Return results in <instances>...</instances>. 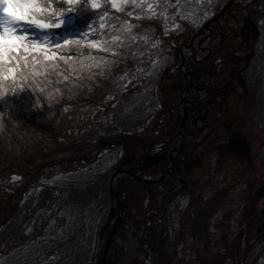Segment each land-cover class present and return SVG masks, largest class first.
I'll list each match as a JSON object with an SVG mask.
<instances>
[{"label": "trees", "instance_id": "trees-1", "mask_svg": "<svg viewBox=\"0 0 264 264\" xmlns=\"http://www.w3.org/2000/svg\"><path fill=\"white\" fill-rule=\"evenodd\" d=\"M147 2L158 5L155 8L156 15L152 18H148L150 14L146 6L141 8L131 3L125 5L124 11L122 12L109 8L108 11L112 19L105 18V20H100V15L102 14V10L100 9L79 14L73 11L67 12L62 17L61 24L56 28L49 29L48 32L54 36L69 29L78 28L83 34L75 41L73 40L60 44L58 45L59 48L49 50V55L54 54L55 57L51 63L58 64L60 68L58 75L49 76L53 85L50 90L55 91L56 89H60L62 93H65L61 97L60 102L49 108L48 104L45 102V96L39 91L32 92L30 89L19 92L18 94L6 96L4 99L0 100V110H7L11 117V119L6 120L4 132L0 133V149L2 153H7L11 150L20 158H23L24 153H27V149H50L53 153V157L51 155L50 161H47L50 157H48L47 160L46 157H38L36 164L32 163L36 169H27L31 172L25 171L23 173L22 170L18 171L13 169L7 172L6 175L0 176L6 179L4 183L0 184V187H11V189L6 191L1 190V193L7 194L8 204L4 205L9 206V210L6 211V213L0 211V227L8 224V229H10L9 219L13 218L11 217L12 212L19 210V201L25 196L24 193L38 186L40 181H36V178L45 177L51 180L50 183L44 184L43 193L42 191L39 192V194L42 193L41 197L43 198L41 199V206L39 205L37 207L36 204L34 206L37 212L44 213L42 211L46 208H49L50 212L59 211L63 204L71 199V193H73L75 188L74 185L77 189L83 190L81 198L83 199L85 196L87 198L92 191L96 192L95 188H98L96 179H102V177H98V174H96V172L94 174L92 170L87 174L86 171H89L87 170L89 167L83 168V166L86 165V163L91 164L90 162L96 159V154H103L105 151L104 148L111 147L116 148L111 151H115V153L118 152L119 166L122 165L124 167L125 158L128 155V149H126V147L130 143V140L133 139L136 141V146L141 145V142L137 138V134L141 131L151 130L155 126L159 115L156 111H153V108L146 109L143 97L151 94L149 95L151 101H153V97L159 98L160 91L158 83L161 79H164L165 70L169 68L172 63L176 64L174 67L177 66V49L181 37L177 36L172 38L173 42H175V47L169 45L168 48H161V45L165 42L167 37L165 34L166 29H164V26L166 27V19L164 16L160 15L165 0H147ZM128 13H132V15H128ZM138 15L140 16L139 19L137 18ZM184 16H186V19L189 18L190 20H186L185 22V33L183 32L181 34L183 37L190 34L194 31L193 29H195L192 26L188 10H184ZM124 21L134 26L131 29V34L137 36V40L131 42L130 46L127 48L120 47L109 51L103 50V45L105 43L111 46V37L113 35H121L123 39L124 34L121 33L119 29H121L122 22ZM177 21V19L174 23L169 21V25L175 27L174 24L177 23ZM101 24H103L104 27L101 28ZM166 28L170 29L173 27L167 26ZM172 35L175 34L172 33ZM144 37H147L146 42L145 39H143ZM86 39H90V42ZM93 44L97 46L93 47ZM114 51H118L120 55H114ZM161 51H164L166 57L161 55ZM65 60H67L69 64L76 63L78 67L81 63L91 67H88L87 71L78 73L69 69ZM105 61L111 62L110 70L105 69L102 72L101 68L95 65L102 64ZM153 61H155L158 66L153 67ZM65 69H67V71H65ZM65 77H67V79ZM81 77H83V79H81ZM121 77H123V79H121ZM69 89H71V98H69L68 95ZM135 96H139L142 99L138 105L135 103L132 107L131 102L133 101L132 99H135ZM35 98L41 102V108L37 109V111L32 110ZM118 99L120 106L123 107H126V102L127 104L129 102L128 107H126L128 109L120 107L121 109L116 111L114 103ZM47 112H54L55 115L52 120L45 122L44 117ZM140 113L142 116H145L144 118L142 117L143 122L141 125L137 123L138 116H135V114L139 115ZM124 114L130 115V122L133 123V126H128L127 129L118 128L115 125L116 122L121 123V121H123L121 117ZM134 116L136 117V121L133 120ZM146 117H148L147 122L144 121ZM16 120L20 122L19 125L15 123ZM57 120L59 121L58 124H56ZM107 132L111 133V135L108 136V134H106ZM262 140H264V136ZM263 148L264 146L261 145V149ZM64 150H68V152L66 154L65 152H61ZM92 150L97 151L95 156L92 158L87 157ZM13 171L16 174H20L22 180V176L24 177L25 183H23L22 186H20L22 181L18 184L9 181V179L14 176V174L11 173ZM60 175L74 176L75 178L66 180L65 177H62L56 179ZM124 178L130 182L129 186H124L125 193L130 203L133 202L134 204V201L141 202L142 214L140 216H142V220L139 223H148L149 219L154 220L152 218L158 221L162 220L161 222L164 227L163 232H169L170 228L175 223V220H169L170 214L175 206V204H172L170 201H173V198H175L176 202L180 197L179 195L188 194L191 196V194L186 191L179 192L177 187L178 184L175 180L157 183H140L135 179H130V176L127 174H124ZM63 180L64 182H62ZM73 180L76 181L73 183ZM71 185H73V187ZM107 188L105 194H107V199L110 200ZM102 190H100V193ZM46 196H48V204L45 202ZM0 197V200L4 198L2 196ZM94 201H96V196L86 200L84 203L82 202L81 205L83 206L85 203L89 202L93 205ZM121 204L125 209L123 202ZM133 204H131V206ZM192 204L193 203L190 202V208L188 207V209H185V211H188H186L183 217H180L178 223H183L184 219L189 220L191 218V213L196 205L192 207ZM235 208L236 206L233 207L232 212H234ZM104 210L105 214L99 222V228H102L107 217L108 208L105 207L102 211ZM122 212L126 213V211ZM163 212H165L164 215H162ZM129 213L133 215L131 212ZM145 215L147 216L146 218H144ZM134 218L137 219L138 217ZM214 218L215 216L210 218V234L206 235L205 238L213 244L217 242L216 249L223 248V253L218 260L207 258V262H202V264H264L263 226H261V233L257 236H253L261 238L259 240L260 243L256 244L251 237L252 235L250 234L251 236H249L248 233L244 232V229L247 231L245 227L247 223L246 220L241 219L242 221L239 223V221L236 222L232 216L228 217V224L234 230L229 233L230 228H223V226L216 228V224L213 223ZM55 221H57L59 228L65 226L63 218H55ZM212 223L214 226H212ZM122 226L124 225L119 224V227L114 231L111 242H117V240L120 239L122 248L124 249L125 247L126 249L129 244H127V238H124L121 232ZM59 232H61V230H56V234L53 233V235H51L53 237L51 240L49 239L51 236L44 239L46 241L49 239L48 242L51 243L59 242V235H57L60 234ZM150 233L152 234L153 232L150 230ZM164 233H161L162 236L159 234H156V236L154 235L156 237L154 241H157L158 246H154L153 249L147 246L150 252V262L154 260L152 252H156V248L162 246L161 242L165 240V237L163 238ZM196 233L193 227V230L188 233L178 234L175 241L177 251L184 252L183 246L189 247L190 240L188 239L189 237L196 236ZM104 234H106L105 229H103V235ZM136 235L139 237L137 245L144 244L143 242L148 244L145 235ZM97 236L99 244L96 247V262L100 260V254L103 249V239H100L99 233H97ZM200 237L203 238V235ZM194 240L195 242L193 244L196 243L197 239ZM24 241V238L20 239V242ZM154 241L152 240L151 244H153ZM92 245L91 243L90 249L93 247ZM234 245H236L235 248H233ZM112 247L113 245L111 248ZM111 248L109 247L108 250L110 253ZM213 249L215 250L214 245ZM49 252L53 254V257L49 260L53 262L54 250ZM93 252L94 249L91 250L92 254ZM162 253L164 252L162 251ZM116 258H120L119 254L116 255ZM55 263L54 260L52 264ZM120 263L128 264L127 260L123 258L120 259Z\"/></svg>", "mask_w": 264, "mask_h": 264}, {"label": "rangeland", "instance_id": "rangeland-1", "mask_svg": "<svg viewBox=\"0 0 264 264\" xmlns=\"http://www.w3.org/2000/svg\"><path fill=\"white\" fill-rule=\"evenodd\" d=\"M210 1L211 0H180V9H177L176 7H169L170 10L167 9V12H169H166V16L174 17V20L166 19L165 16L164 18L166 19V27L168 26L173 28L169 29L164 26L167 37L165 42L161 45V48H168L169 45L175 47V42H173L172 38L181 36L183 32L185 33V22L186 20L189 21L190 19L188 17V19L180 18V16L177 14L179 11H182L184 14V10H188L192 21V26L194 28H198L202 24V20L208 18L213 14L214 11L217 10L215 9L212 12V9L209 8ZM252 6L258 7V14L264 13V0L255 2L252 4ZM176 19L178 21L174 25L178 24L179 27L169 25V21L174 23ZM77 33V31H73L52 39L49 38V49H54L59 44V42H66L70 37H72V35H76ZM172 33L175 35H172ZM16 34H25L28 39L37 41H40L43 36L48 35L47 30H37L34 27L28 26L17 28ZM185 37L186 35L184 38ZM86 40L90 42V39ZM56 48L59 47L57 46ZM161 55L166 57L164 51H161ZM176 61V67H174L176 64L172 63V65L165 70L167 73H169L168 75H171L173 72H178L179 57L176 59ZM164 82V79L160 80V84ZM149 95L143 97L146 109L153 108V102L151 101ZM160 97L162 98V93H160ZM141 99L142 98L139 96H135V99H132L133 101L131 102V106L133 107L135 103L138 105ZM114 105L116 107V111H119L121 108L128 109L126 107H128L129 102L128 104L126 102V107H123L120 106L118 99ZM135 116H138L137 123L141 125L145 116H142L141 113L139 115L135 114ZM135 116L133 117V120L136 121ZM129 117L130 115L128 116L127 114L122 115L121 118L123 121H121V123L116 122L115 125L118 128L121 127L125 129H127L128 126H133V123L130 122ZM106 134H108V136L111 135L109 132ZM137 135L142 136L144 135V132L141 131ZM104 149V153L99 155L96 154L97 151L92 150L90 154L87 155V157L92 158L96 154V159L90 162L91 164L86 163V165L83 166V168L89 167L87 168L89 171H86L87 174L92 170L94 174L95 172L98 174V177H102V179H96V183L98 185V188H95L96 192L92 191V193L87 198L85 196L82 199L81 197L83 195V190L77 189L74 185L75 188L73 193H71V199L64 203V208L62 206L59 211L50 212L49 208L44 209L42 211L44 213L35 211V204L37 207L39 205L41 206V199L43 198L41 197V194L43 193L42 190L45 186L44 184L51 182L49 178H36V181H40L38 186L35 187V189L31 188L29 191L24 193L25 196L21 201H19V210L12 212L11 217L13 218L9 219L10 229H8V224L0 227V264H52L54 260L56 262L55 264L94 263L96 255L93 260L91 249L94 248L95 250L99 244L97 236L98 226L100 224L99 222L101 218L105 214V210H102L105 207L109 208L111 204L110 200L107 199V194H105V191L108 187L107 181L109 175L111 174L114 167L113 157L115 151H111L113 149L111 147ZM61 152H65L66 154L68 150ZM222 154L229 157H225L226 163L221 166L219 164L213 169V174L210 178H208V163H204V166L200 170L195 171V179L192 186L196 189L195 199L191 201L187 199L189 197L187 196V198L183 197L178 199L176 202L175 198H173V201H170L172 204L174 203L175 206L170 214L169 220L173 219L175 220V223L172 225L169 232L165 233L163 232L164 227L161 222L162 220L158 221L155 220V218H152L154 220L149 219L150 223H139L142 220V216H140L142 214L141 202L134 201V204L133 202L130 203L129 198H127L125 193L124 187L126 185L129 186L130 182L124 178V174L122 172L118 173L113 181V191L119 203L120 213L122 214V221L120 225L124 226H122L121 232L123 233L124 238H127V244H129L130 247L127 246V250L125 247L123 249L120 239H118L117 242H111L110 248L112 245L113 247L111 248V253L107 251L105 264H121L120 259L122 258L127 260L128 264H202V262H207V258L218 260L223 253V248L216 249L217 242L216 244H213L205 238L206 235L210 234V218L213 216H215L213 223L216 224V228H219V226H223V228L227 229L230 228V232L228 231L229 233L233 232L234 230L228 224V217L232 216V218L236 222L239 221V223L242 221L241 219L246 220L247 223L245 227L247 231L244 229V232L248 233L249 236L252 235L251 237L253 241L256 242V244H259V240L261 238H256L253 236L259 235L261 233V226L264 227V213H262L264 212V148L240 149L237 156L235 157L233 156L232 152H222ZM51 155L53 157V153L50 151V149H27V153H24L23 158H20L16 156L11 150L7 153H2L0 149V176L6 175L7 172L13 169L18 171L22 170L23 173L28 171L27 169H36L32 163L36 164L38 157H46V160L48 157H50L47 160L50 161ZM231 159L233 161H231ZM11 173H13L14 176L20 177V179L14 180V176H12L9 181L15 184H18L22 181L20 186L25 183L23 176L22 180L20 174H16L14 171ZM62 177H65L66 180L75 178L74 176H59V178ZM5 181L6 179L0 177V184L4 183ZM75 181L76 180H73V183ZM62 182H64V180ZM71 186L73 187V185ZM8 189H11V187H0V196L4 197L0 200V211H4V213L9 210V206L4 205L8 204L7 194L1 193V190L6 191ZM100 190H102L101 193ZM41 191L42 193L39 194ZM95 196L96 201H94L93 205L90 202L85 203L83 206L81 205L82 202L84 203L86 200L94 198ZM45 202L48 204V196H46ZM122 202L125 206V209L122 207ZM190 202L196 204L194 210L191 213V218L189 220L187 219L188 221L184 219L183 223H178L180 217H183L186 211H188H185V209H188V207L190 208ZM131 204L133 205L131 206ZM235 206L236 208L234 209V212H232L233 207ZM122 211H126V213ZM129 212H131L133 215H131ZM164 214L165 212L162 213V215ZM60 217L63 218L65 222V226L62 228H59L57 221H55V218L59 219ZM134 217L138 218L135 219ZM146 217L147 216L145 215L144 218ZM113 223H116L117 227H119V222L115 214L112 216L108 226L105 228L106 234H104L102 237V246L105 244L107 233L112 227ZM167 223L170 224L169 222ZM213 223L212 226H214ZM193 227L197 232L196 236L189 237L188 240H190V246H183V249L185 250L184 252H178L175 247L177 235L184 234L185 232L188 233L193 230ZM133 228L138 229L140 232L139 234H143L141 233L143 231L151 230L154 234H146L153 241L156 238V234L161 235V233H164L163 238L165 237V240H162V246L156 248V252H152L154 259L152 262L149 261L150 252L148 247L153 249L154 246L158 244L157 241H154L153 244H151L152 241L148 240V244L143 242L144 244L137 245L139 237L132 231ZM56 230H61V232H59L60 234H57L59 235V242H48L49 239L51 240L53 238L51 235H53ZM201 235H203V238L200 237ZM47 237H50L48 241L44 239ZM21 238H24L25 241L20 242ZM194 239H197L195 244H193L195 242ZM91 243L93 244V247L90 249ZM213 245L215 250L213 249ZM235 246L236 245H234L233 248H235ZM161 249L164 253H162ZM53 250L54 259L52 262L49 260V258L53 257V254L49 251ZM117 254H119L120 258H116ZM101 258L102 252L100 254V260L96 264L102 263Z\"/></svg>", "mask_w": 264, "mask_h": 264}, {"label": "flooded vegetation", "instance_id": "flooded-vegetation-1", "mask_svg": "<svg viewBox=\"0 0 264 264\" xmlns=\"http://www.w3.org/2000/svg\"><path fill=\"white\" fill-rule=\"evenodd\" d=\"M259 1L211 0L215 13L180 36L178 72L165 71L158 83L157 122L137 137L141 145L131 139L126 147L124 168L137 175L130 179L147 183L163 174L158 182L175 180L179 192L195 197V171L204 163L210 178L229 157L222 152L235 157L264 146V13L252 6Z\"/></svg>", "mask_w": 264, "mask_h": 264}, {"label": "clouds", "instance_id": "clouds-1", "mask_svg": "<svg viewBox=\"0 0 264 264\" xmlns=\"http://www.w3.org/2000/svg\"><path fill=\"white\" fill-rule=\"evenodd\" d=\"M109 8L124 11V6L114 0H0V100L30 89L43 94L45 102L51 108L65 94L60 89L50 90L53 85L49 76L58 75L60 68L58 64L51 63L55 57L54 54L49 55V36H43L40 41L28 39L25 34H16L17 28H56L69 11L79 14L100 9V20L112 19ZM103 26L100 25L101 28ZM65 63L69 69L78 73L87 71L89 67L82 63L78 67L76 63L69 64L67 60ZM68 95L71 98V89L68 90ZM40 108L41 102L35 98L32 110ZM54 115V112H47L45 122L52 120ZM7 119H11L8 111L0 110V133L6 128ZM15 123L20 124L17 120ZM58 123L57 120L56 124Z\"/></svg>", "mask_w": 264, "mask_h": 264}, {"label": "snow or ice", "instance_id": "snow-or-ice-1", "mask_svg": "<svg viewBox=\"0 0 264 264\" xmlns=\"http://www.w3.org/2000/svg\"><path fill=\"white\" fill-rule=\"evenodd\" d=\"M70 2H71V0H70ZM114 2L119 3L120 5H123V6H125L129 3L133 4L136 7H141V8L146 6L148 9V13L150 14L148 18H152L156 15L155 8L158 6V5H154L153 3H148L147 0H114ZM180 6H181L180 0H176L175 5H171L170 3H168V0H165V3L162 6V11L160 12V15L165 16L166 19L174 20V17H167L166 16L167 9L169 7H176L177 9H180ZM116 10L119 11V8H117ZM177 14L180 16V18H182V19L185 18L182 11H179ZM128 15H132V13H128ZM145 15H148V14H145ZM137 18L139 19L140 16L138 15ZM133 27L134 26L129 24L127 21L122 22V26H121V29H119V31L124 34L123 39H122L121 35H113L111 37V41H112L111 46H109L108 43H105L103 45V50L109 51V50H114V49L120 48V47H123V48L129 47L131 42L137 40V36L131 34V29ZM175 27H179V25L176 24ZM143 39H145V42L147 41V37H144ZM157 43H158V41H157ZM92 46L96 47L97 45L93 44ZM113 54L114 55H120V53L118 51H114ZM110 65H111L110 61H105L104 63L97 64L95 66L100 67L101 71L103 72L105 69L110 70ZM156 66H158V65L156 64L155 61H153V67H156ZM89 67H91V66H89ZM121 79H123V77H121ZM13 179L18 180V179H20V177L14 176ZM56 179H60V178L57 177Z\"/></svg>", "mask_w": 264, "mask_h": 264}, {"label": "water", "instance_id": "water-1", "mask_svg": "<svg viewBox=\"0 0 264 264\" xmlns=\"http://www.w3.org/2000/svg\"><path fill=\"white\" fill-rule=\"evenodd\" d=\"M171 5H174L175 4V0H170L169 2ZM223 9V8H222ZM218 17V14H216L214 16V18H217ZM181 51H182V47H180L179 49V54H180V57H181V65H183V59H182V56H181ZM120 172H127V173H130L131 175L134 176L133 172L127 170V169H117V170H114L110 177H109V181H108V186H109V191H110V194H111V197H113L114 199V202H115V207L116 208H113V207H110V211H109V215H108V219H107V223L108 221L110 220V218L114 215L115 213V209L117 211V213L119 214V210H118V200L113 192V188H112V183H113V179L115 178V176H117L118 173ZM136 178V176H134ZM163 176L161 175L159 178L157 179H150V180H147L148 182H156L160 179H162ZM120 217V214L118 215ZM114 231V226L111 228L110 232L108 233V236L106 238V242H105V245H104V249H103V254H102V263L101 264H105L106 263V252H107V249H108V246H109V243H110V238H111V235Z\"/></svg>", "mask_w": 264, "mask_h": 264}]
</instances>
